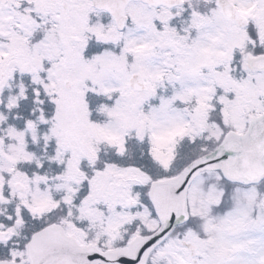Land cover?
I'll return each mask as SVG.
<instances>
[{
    "label": "snow or ice",
    "instance_id": "6c2138e0",
    "mask_svg": "<svg viewBox=\"0 0 264 264\" xmlns=\"http://www.w3.org/2000/svg\"><path fill=\"white\" fill-rule=\"evenodd\" d=\"M0 264H264V0H0Z\"/></svg>",
    "mask_w": 264,
    "mask_h": 264
}]
</instances>
